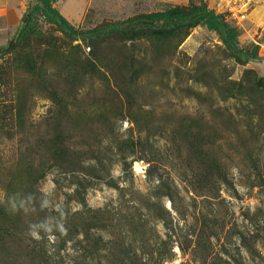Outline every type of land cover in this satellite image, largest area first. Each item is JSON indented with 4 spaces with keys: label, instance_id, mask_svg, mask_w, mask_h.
Here are the masks:
<instances>
[{
    "label": "rangeland",
    "instance_id": "rangeland-1",
    "mask_svg": "<svg viewBox=\"0 0 264 264\" xmlns=\"http://www.w3.org/2000/svg\"><path fill=\"white\" fill-rule=\"evenodd\" d=\"M28 2L0 0V50ZM192 3L261 59L235 62L212 22L127 31ZM55 6L76 39L44 23L0 54V264H264V0ZM43 220L53 230L35 239Z\"/></svg>",
    "mask_w": 264,
    "mask_h": 264
},
{
    "label": "trees",
    "instance_id": "trees-1",
    "mask_svg": "<svg viewBox=\"0 0 264 264\" xmlns=\"http://www.w3.org/2000/svg\"><path fill=\"white\" fill-rule=\"evenodd\" d=\"M55 3L56 0H29L27 12L15 36L0 50V54H6L23 45L28 39L39 35L44 23L54 25L62 33L76 39L78 30L56 8ZM204 22H212L215 25L226 49L238 64L245 65L261 59L260 44L242 46L238 28L229 25L223 14L209 9L204 3H192L185 12L168 5L161 11L136 16L127 21V31H133L132 35L144 31L155 38H169L179 34L188 35L191 29Z\"/></svg>",
    "mask_w": 264,
    "mask_h": 264
},
{
    "label": "clouds",
    "instance_id": "clouds-1",
    "mask_svg": "<svg viewBox=\"0 0 264 264\" xmlns=\"http://www.w3.org/2000/svg\"><path fill=\"white\" fill-rule=\"evenodd\" d=\"M48 205H49V202H48V200L45 199L41 203V208L42 209L43 208H47ZM10 209H11L12 212H16V211H18L20 209H23L25 212L28 211V209L24 207L23 202H21L19 206H17V204L14 203V202L11 203ZM63 216H64V213H63V211H61V217L63 218ZM56 227L59 229V231L61 233H65L66 232V229H65L63 223H59ZM29 230H30V235L32 237H34L35 239H40L41 238L40 237V231L41 230H43L44 232H47V233H51L52 230H53V227L47 222V220H43V221H40L39 223L31 224L29 226ZM49 238L51 239L52 237H49Z\"/></svg>",
    "mask_w": 264,
    "mask_h": 264
},
{
    "label": "crops",
    "instance_id": "crops-1",
    "mask_svg": "<svg viewBox=\"0 0 264 264\" xmlns=\"http://www.w3.org/2000/svg\"><path fill=\"white\" fill-rule=\"evenodd\" d=\"M62 13V12H61ZM62 15L69 21V19H68V17H66L63 13H62ZM70 22V21H69Z\"/></svg>",
    "mask_w": 264,
    "mask_h": 264
}]
</instances>
